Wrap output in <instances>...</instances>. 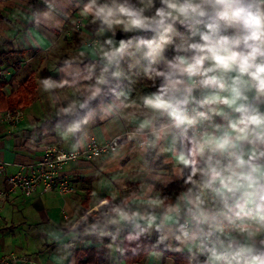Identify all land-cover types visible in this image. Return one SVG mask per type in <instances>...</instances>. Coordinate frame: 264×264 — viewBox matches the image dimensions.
<instances>
[{
    "label": "clouds",
    "instance_id": "clouds-1",
    "mask_svg": "<svg viewBox=\"0 0 264 264\" xmlns=\"http://www.w3.org/2000/svg\"><path fill=\"white\" fill-rule=\"evenodd\" d=\"M158 2L87 0L80 14L98 23V36L112 35L92 45L99 73L96 64L85 67L86 76L77 73L87 83L43 81L45 90L76 85L86 92L59 109L70 122L57 127L75 140V153L76 137L94 117L91 103L110 94L107 111L135 125L128 141L144 157H164L183 181L174 199L141 183L126 206L114 204L116 197L100 201L93 210L106 220L103 235L131 226L129 243L155 231L157 246L172 238L189 264H264V0ZM118 30L133 35L117 40ZM141 75L156 90L134 97L131 85Z\"/></svg>",
    "mask_w": 264,
    "mask_h": 264
},
{
    "label": "crops",
    "instance_id": "crops-1",
    "mask_svg": "<svg viewBox=\"0 0 264 264\" xmlns=\"http://www.w3.org/2000/svg\"><path fill=\"white\" fill-rule=\"evenodd\" d=\"M84 4L85 0H0V83L6 84L0 92V115L12 106L10 97L20 86L27 80L32 85L18 110L22 118L15 123L0 120V164L4 166L0 172V191L8 189V178L23 164L40 160L49 146L72 152L75 140L63 139L62 129L57 127L58 124L66 127L70 118L57 113L73 99H83L85 89L81 87L77 91L76 85H70L45 90L43 81L79 80L85 84L87 81L77 73L86 76L85 67L92 64L97 65L99 73L102 62L92 45L112 34L97 35L98 23H93L91 16L80 14ZM45 13L50 15L46 17ZM177 27L187 35L186 29ZM131 35L118 30L115 39ZM136 35L151 38L153 33ZM176 42H180L179 37ZM165 55L169 59L175 55L172 46ZM135 79L136 83L131 85L134 97L156 90L153 82L142 75ZM124 84L127 86L128 82ZM113 100L103 103L86 126L83 137H76L81 144L77 150L92 139L105 143L117 136H123V147L120 145L113 154L67 164L64 172L73 175L76 188L69 197L48 193L26 199L19 191L11 193L0 210V262L17 255L29 256L35 264H77L80 251L95 249L91 256L93 264H189L188 253L176 251L177 243L172 238L157 246L160 233L155 231L141 235L149 240L150 251L140 263H126L123 259L125 237L132 231L131 226L111 227L107 229L108 235L102 234L106 220L93 210L100 201L116 197L114 204L126 206L130 198H124L136 192L141 183L154 184L164 195L170 193L173 184L183 183L171 171L170 163H161L164 157L153 161L154 153L144 157L136 143L128 141L126 136L135 125L122 119L119 111L115 115L107 111ZM145 159L155 170L144 166ZM160 169H165L163 174ZM93 224L97 226L93 228ZM192 264L198 262L193 260Z\"/></svg>",
    "mask_w": 264,
    "mask_h": 264
},
{
    "label": "built area",
    "instance_id": "built-area-1",
    "mask_svg": "<svg viewBox=\"0 0 264 264\" xmlns=\"http://www.w3.org/2000/svg\"><path fill=\"white\" fill-rule=\"evenodd\" d=\"M21 118L20 111L8 110L0 115L2 122L15 123ZM126 137L128 138V135ZM122 141L123 136H117L105 143L92 139L87 146L76 150L75 153L56 145L49 146L40 160L23 164L16 174L8 178V189L0 191V210L9 195L16 191L21 192L26 199L37 194L48 193H58L64 198L73 195L76 191L73 175L64 172V167L73 161L92 160L101 154H113L118 150ZM3 171L4 166L0 164V172ZM0 264H35V262L29 256L11 255L1 260Z\"/></svg>",
    "mask_w": 264,
    "mask_h": 264
},
{
    "label": "trees",
    "instance_id": "trees-1",
    "mask_svg": "<svg viewBox=\"0 0 264 264\" xmlns=\"http://www.w3.org/2000/svg\"><path fill=\"white\" fill-rule=\"evenodd\" d=\"M5 83H0V92L5 87ZM31 81L27 80L25 84L20 86L17 93H13L10 97V102H12V106L9 108L10 111H18L23 106L24 95L27 92L28 88H30ZM107 92V89H106ZM0 97H2L0 93ZM113 97L110 94L102 95L97 100H94L90 107L95 109V111L105 102L109 101ZM61 122L60 120H56V123ZM182 182L173 184L170 188V195L173 199L175 195L182 190ZM176 189V191H174ZM95 249H87L82 250L78 253L77 256V264H93L91 256L95 253ZM150 251V242L145 236H141L139 240L132 241L129 243L126 240V247L124 253V260L126 263H140L145 258L146 254Z\"/></svg>",
    "mask_w": 264,
    "mask_h": 264
},
{
    "label": "rangeland",
    "instance_id": "rangeland-1",
    "mask_svg": "<svg viewBox=\"0 0 264 264\" xmlns=\"http://www.w3.org/2000/svg\"><path fill=\"white\" fill-rule=\"evenodd\" d=\"M87 2V0H85V3ZM156 6L158 7L159 6V2H158V0H157V3H156Z\"/></svg>",
    "mask_w": 264,
    "mask_h": 264
}]
</instances>
